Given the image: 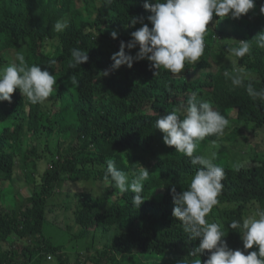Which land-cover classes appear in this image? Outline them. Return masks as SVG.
I'll return each mask as SVG.
<instances>
[{"label":"trees","instance_id":"trees-1","mask_svg":"<svg viewBox=\"0 0 264 264\" xmlns=\"http://www.w3.org/2000/svg\"><path fill=\"white\" fill-rule=\"evenodd\" d=\"M143 2L0 0V67L12 62L11 51L14 59L22 51L29 65L47 68L57 79L55 91L44 104H30L19 89L11 103L0 102V264L43 263L49 258L57 264H72L70 254L63 246L53 245L44 231L49 200L63 182L81 188L61 206L75 215L81 236L94 228V236L107 239L101 248L87 250L86 259L93 264L103 260L107 264H177L199 241L190 239L172 216L170 190L172 186L177 192L186 190L199 166L164 144L163 133L155 128L156 119L173 109L182 111L195 92L198 100L210 101L223 115L236 110L240 121L255 129L264 127V102L246 91L249 82L256 90L264 88V48L255 43L257 33L264 30L260 13L264 0H256L254 9L239 19L214 16L213 27L204 37V54L195 64L186 62L180 74L161 68L155 75L147 59L113 70L111 55L142 26L140 21L132 25L131 19L141 17L151 27ZM57 21L66 22L67 27L57 31ZM112 31L118 33L116 39ZM236 40H248L251 51L232 60L227 50ZM73 48L89 56L77 68H69ZM125 51L135 55L138 46ZM103 70L109 75L100 76ZM237 70L244 77L241 86L232 84ZM70 76L76 77L79 86L70 84ZM236 127L247 141L242 125ZM220 138L208 136L201 142ZM194 154L200 155L197 150ZM109 158L124 172L140 165L150 171L139 208L131 203L134 193L122 194L110 186V177L105 180ZM218 165L225 172L223 189L206 218L222 225L229 247L242 249L240 233L228 224L264 209V159L250 167ZM5 181L16 185L11 208L5 206ZM19 182L25 185L27 196L21 193ZM11 235L30 239L34 245L23 247L17 255L12 246L3 248ZM205 259L206 254L201 256L202 264ZM75 264L86 263L76 258Z\"/></svg>","mask_w":264,"mask_h":264},{"label":"clouds","instance_id":"clouds-1","mask_svg":"<svg viewBox=\"0 0 264 264\" xmlns=\"http://www.w3.org/2000/svg\"><path fill=\"white\" fill-rule=\"evenodd\" d=\"M112 0H106L111 3ZM256 6V0H144L143 8L150 14L148 23H143L141 17H133L131 24L138 21L142 26L130 33L131 39L121 41L119 51L113 53L111 68L121 66L131 68L134 61L147 59L149 67L155 70L180 74L185 63H197L205 51V34L208 31L213 17L239 19ZM260 13L264 14V4L260 6ZM67 27L66 22L57 21L55 29L62 31ZM113 39L118 33L111 32ZM255 43L264 48V30L256 35ZM135 55L126 52L137 48ZM228 57L243 58L251 51L248 40H236L228 48ZM71 60L69 68H77L89 59L87 51L80 48L70 50ZM235 64L236 61H233ZM100 76H108L109 71L103 70ZM229 75L225 72V76ZM232 84L241 86L244 82L243 74L237 70L232 76ZM70 84L79 86L75 76L69 77ZM57 79L38 64L29 65L22 51L15 54L14 61L6 67H0V102H12V94L19 89L32 105L44 104L55 91ZM246 91L253 99L264 102V88L254 89L251 82ZM182 111L173 109L160 115L155 121V128L163 133V142L166 146H174L175 151L188 157L191 165L199 166L191 176L186 190L177 192L171 187L174 203L172 216L182 224L183 231L189 234L192 240H198L186 257L177 264H202L201 256L207 255L203 264H264V209L257 208L255 214L243 218L242 222L232 220L228 227L238 231L243 248L233 249L224 239L222 225L209 221L213 207L218 204L217 197L223 189L222 180L225 177L224 169L214 163L216 153L210 155H195L198 142L208 136L222 137L229 125V120L210 101L197 99V93H191ZM110 177L111 185L120 193H134L131 203L139 208L144 202L143 189L145 182L150 179L148 168L139 167L124 172L115 166L113 159L106 161L104 172L105 180ZM254 245L256 250L253 249ZM207 250V253H206ZM199 257V258H197Z\"/></svg>","mask_w":264,"mask_h":264},{"label":"rangeland","instance_id":"rangeland-1","mask_svg":"<svg viewBox=\"0 0 264 264\" xmlns=\"http://www.w3.org/2000/svg\"><path fill=\"white\" fill-rule=\"evenodd\" d=\"M79 5H81L80 2ZM207 27L209 28L208 31H210L213 27L212 21L209 22ZM234 44L232 43L231 46ZM9 58L14 61L13 51L9 53ZM231 59L234 60L235 57ZM226 113L224 116L229 120V125L225 129L224 135L213 143L198 142L197 151H199V154L210 155L212 152H215L214 163L217 165L218 163H227L232 167L237 165L250 167L258 160L264 159V127L262 129H255L252 124L240 121L237 118L236 110H229ZM236 124L242 125L243 134L248 139L247 141L242 140ZM161 138H163V134ZM158 144L161 146L162 142L159 141ZM231 157L236 159L237 163ZM3 185L4 187H8V192L5 195V206L11 208L12 187L16 185L9 181H5ZM17 185L21 188L23 196H27L28 192L24 188L25 185L22 182L17 183ZM80 189L78 185H71L70 182H63L57 187V193L49 200L50 209L48 218L44 224V231L49 241L51 239L53 245L63 246L64 251L70 254L72 264L76 263V258L81 259L86 264H93L90 259L85 258V253L87 250L95 251L96 248H101L107 242V239H102L98 234L94 236V228H91L86 237H82V228L76 223L75 215H73L71 210L68 211L66 208L61 207L65 204V201L67 203L71 199L72 196L70 195L72 192L79 191ZM113 238L114 234L108 239V243ZM0 245L2 244L0 243ZM33 245L30 239H20L15 235H11L8 243L4 244L3 248L12 246L15 254L19 255L23 247H33ZM48 261H43V263L36 262L34 264L59 263L55 258H49ZM102 264H107L106 260H103Z\"/></svg>","mask_w":264,"mask_h":264}]
</instances>
